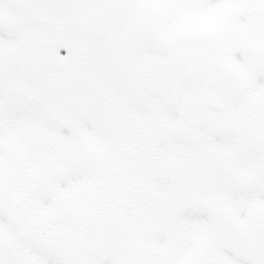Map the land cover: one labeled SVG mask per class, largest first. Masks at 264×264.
<instances>
[{
  "label": "snow or ice",
  "instance_id": "obj_1",
  "mask_svg": "<svg viewBox=\"0 0 264 264\" xmlns=\"http://www.w3.org/2000/svg\"><path fill=\"white\" fill-rule=\"evenodd\" d=\"M0 264H264V0H0Z\"/></svg>",
  "mask_w": 264,
  "mask_h": 264
}]
</instances>
